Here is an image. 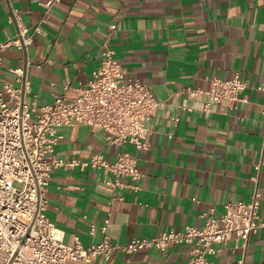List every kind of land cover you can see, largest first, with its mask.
<instances>
[{"label":"crops","instance_id":"crops-1","mask_svg":"<svg viewBox=\"0 0 264 264\" xmlns=\"http://www.w3.org/2000/svg\"><path fill=\"white\" fill-rule=\"evenodd\" d=\"M46 1L0 0V41L36 26ZM50 14L31 47L4 52L0 88L20 86L13 70L24 67L30 102L47 105L57 94L72 99L100 66L108 43L126 78L151 85L163 103L148 122L150 148L127 147L144 172L140 190L113 188L103 181V170L91 167L54 172L47 214L65 231L67 244L101 242L107 219L115 243L202 227L204 212L214 208L222 217L227 203L250 200L259 163L264 219V0H61ZM238 71L247 89L236 108L186 92L208 89L210 78H231ZM59 132L56 154L62 159L88 160L96 152L116 158L101 129L79 124ZM190 250L186 244L131 254L119 250L110 259L98 255L81 264H188ZM243 255L228 242L213 259L233 264ZM245 264H264V227L253 237Z\"/></svg>","mask_w":264,"mask_h":264},{"label":"built area","instance_id":"built-area-1","mask_svg":"<svg viewBox=\"0 0 264 264\" xmlns=\"http://www.w3.org/2000/svg\"><path fill=\"white\" fill-rule=\"evenodd\" d=\"M60 2H42L45 14L36 26L21 27L17 35L0 41V64L6 50L33 45L35 34L44 31L52 8ZM13 71L20 86L6 84L0 88V264L91 263L98 255L110 259L119 250L131 254L147 248L166 250L172 244L191 246L188 264H224L213 258L220 256L228 242L234 244V250L244 251L243 257L233 264H245L253 237L264 227L262 163L257 164L258 173L252 178L255 186L250 200L227 203L222 217L215 216L214 208L204 212L206 223L202 227L191 225L115 243L109 234L112 223L107 219L100 227L104 234L101 242L90 246L80 241L67 244L65 231L47 214L48 189L54 172L62 167H91L103 170V181L113 188L128 186L140 190L144 172L139 157L127 147L134 146L139 151L150 148L148 122L163 103L151 85L126 78V69L108 43L101 49L100 66L87 83L77 87L72 99L57 94L54 102L47 105L30 102L31 81L25 68ZM209 81L210 88L188 87L187 94L207 95L216 102L229 101L234 108L244 101L247 82L240 71L231 78L213 77ZM79 124L103 130L107 145L117 149L116 158L109 160L100 152L88 160L58 157L56 148L63 138L60 127ZM91 231H97L96 225Z\"/></svg>","mask_w":264,"mask_h":264}]
</instances>
